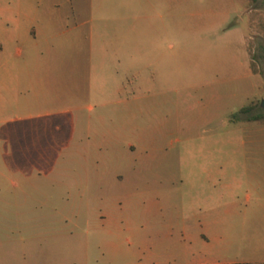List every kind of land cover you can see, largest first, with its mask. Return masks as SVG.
Here are the masks:
<instances>
[{
	"label": "rangeland",
	"instance_id": "1",
	"mask_svg": "<svg viewBox=\"0 0 264 264\" xmlns=\"http://www.w3.org/2000/svg\"><path fill=\"white\" fill-rule=\"evenodd\" d=\"M173 3L151 0L166 15L150 41L174 59L142 68L148 82L131 77L140 95L128 107L91 36H49L59 48L45 62L25 50L28 20L17 24L0 264H264L246 260L264 256L250 178L253 140L264 139V0H175V26Z\"/></svg>",
	"mask_w": 264,
	"mask_h": 264
},
{
	"label": "crops",
	"instance_id": "2",
	"mask_svg": "<svg viewBox=\"0 0 264 264\" xmlns=\"http://www.w3.org/2000/svg\"><path fill=\"white\" fill-rule=\"evenodd\" d=\"M165 15L155 11L151 0H0V126L17 118V51H23L24 46L17 42V24L21 19L28 20L29 28L24 29L32 33L25 50L45 52L42 57L45 62L51 57L49 52L59 48L49 41V36L74 32L91 36L93 42L88 50L98 55L101 66L107 59L114 61L110 73L116 82L115 100L128 107L131 99L140 95L129 85L131 77L137 83L148 82L142 68L155 60L174 59L164 45L150 41L151 23L162 28ZM176 15L174 0L168 12L174 26ZM74 46L61 45V48ZM166 47L171 49L173 45L169 43ZM144 89L141 96L148 94V88ZM256 126L258 131H264V123ZM253 146V156L258 161L250 175L256 199L253 209L264 242V139L255 138ZM263 259L264 256L255 255L246 260Z\"/></svg>",
	"mask_w": 264,
	"mask_h": 264
},
{
	"label": "trees",
	"instance_id": "3",
	"mask_svg": "<svg viewBox=\"0 0 264 264\" xmlns=\"http://www.w3.org/2000/svg\"><path fill=\"white\" fill-rule=\"evenodd\" d=\"M250 107H251V104L242 105L240 107V111L247 112ZM262 116H263L262 114H255V115H251L249 117L250 118H261ZM199 264H248V263L247 262H239V261H231V262L199 263Z\"/></svg>",
	"mask_w": 264,
	"mask_h": 264
},
{
	"label": "water",
	"instance_id": "4",
	"mask_svg": "<svg viewBox=\"0 0 264 264\" xmlns=\"http://www.w3.org/2000/svg\"><path fill=\"white\" fill-rule=\"evenodd\" d=\"M262 104H264V101L262 100Z\"/></svg>",
	"mask_w": 264,
	"mask_h": 264
}]
</instances>
